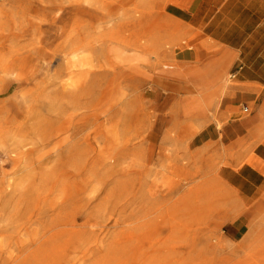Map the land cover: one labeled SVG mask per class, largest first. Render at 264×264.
Instances as JSON below:
<instances>
[{"label":"rangeland","instance_id":"1","mask_svg":"<svg viewBox=\"0 0 264 264\" xmlns=\"http://www.w3.org/2000/svg\"><path fill=\"white\" fill-rule=\"evenodd\" d=\"M193 2L0 0V264H264V230L243 247L229 183L238 152L264 171V118L258 136L242 128L243 63ZM150 36L124 50L133 69L111 68V38ZM213 67L234 84L208 96Z\"/></svg>","mask_w":264,"mask_h":264},{"label":"crops","instance_id":"2","mask_svg":"<svg viewBox=\"0 0 264 264\" xmlns=\"http://www.w3.org/2000/svg\"><path fill=\"white\" fill-rule=\"evenodd\" d=\"M191 7L188 13L201 19L214 44L243 63L236 68L242 67L237 77L247 84L248 98L254 103L246 133L250 128L251 134L258 136L264 118V89H257L264 88V0H194ZM256 145H262L259 153L264 156V143ZM229 183L243 200V206L236 204L233 213L244 211L248 223L240 242H252L254 232L264 230V171L245 163L231 168Z\"/></svg>","mask_w":264,"mask_h":264},{"label":"bare ground","instance_id":"3","mask_svg":"<svg viewBox=\"0 0 264 264\" xmlns=\"http://www.w3.org/2000/svg\"><path fill=\"white\" fill-rule=\"evenodd\" d=\"M175 4H178L175 2ZM111 41V45L109 46H106L107 48L103 50L105 56L107 57V54H113L115 53V59L114 61L115 62H112L110 65H111V68L115 69L116 67H118L119 65H128L129 66V70L133 69L134 68V65L131 64V60L133 59L132 56H128V55H125L124 53V50L126 49H130V48H134L132 51H137L138 47H142L144 50L145 49H149V48H153L155 47V44H156V39L154 36H150L147 40H146V43H143L141 44L138 43L137 41H126L124 40L123 38H118V37H113L110 39ZM185 43H188L187 40L184 41ZM190 45V44H188ZM191 47V45L189 46ZM77 50L74 49L67 55L64 56L65 60H66V63H67V70L71 71V68L74 67V61L76 60V53ZM72 55V58H69L68 56L69 55ZM128 75L125 76V79L126 80H129L130 82H137V80H139V77H136L135 76V73L133 72H127ZM205 83H207L208 85H211V89L208 90V96L211 95L213 92L212 88L213 86H217L219 87L221 90L223 91H228L229 89H231V86L234 84V83H231L227 80V78L225 77V75H222L221 74V69L220 67H213L212 69L209 70L206 78H205ZM74 84H72L71 82H66V83H62V87L63 88H66V87H70ZM81 85L77 86L76 88H79ZM75 87V86H74ZM209 89V88H208ZM201 109L200 105L197 104V106L194 105H191L190 107H188V110L193 112L195 111L196 109ZM204 110V109H203ZM201 110L203 113L204 111ZM242 128L243 129H246V124L245 122L242 124ZM262 150V145L261 146H258L257 147V150L256 152L259 153L260 151ZM248 151H244V152H238L237 154H233L231 155V158H233L234 160H243L244 159V163L246 164H250V165H253L254 167H258L260 166L259 164V161L255 160L254 157H248ZM244 211L240 212L239 215H244ZM251 224H250V228H251ZM251 242H243L242 245L243 247H246V248H250L252 245H250ZM250 245V246H249ZM219 251V243L217 242H207V247H206V250L204 253H206L207 255H209V257L211 259H215L217 258V252ZM202 254V250H199V254ZM209 259L208 262H211L212 260Z\"/></svg>","mask_w":264,"mask_h":264},{"label":"built area","instance_id":"4","mask_svg":"<svg viewBox=\"0 0 264 264\" xmlns=\"http://www.w3.org/2000/svg\"><path fill=\"white\" fill-rule=\"evenodd\" d=\"M242 67L240 66L237 70L234 71V73L232 74V78L237 77L238 73L241 71ZM244 113L249 112V107L248 106H243L242 108Z\"/></svg>","mask_w":264,"mask_h":264}]
</instances>
